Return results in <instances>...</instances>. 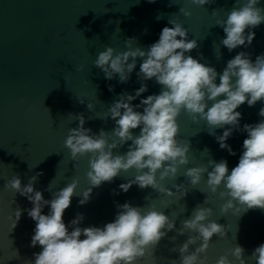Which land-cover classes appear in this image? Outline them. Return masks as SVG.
Masks as SVG:
<instances>
[{"label": "water", "instance_id": "water-1", "mask_svg": "<svg viewBox=\"0 0 264 264\" xmlns=\"http://www.w3.org/2000/svg\"><path fill=\"white\" fill-rule=\"evenodd\" d=\"M234 6H238L235 0H214L203 6L192 0H154L151 3L149 0H0V264H31L33 253L42 247L30 245L35 221L27 212H22L12 227L16 209L32 206L25 196L5 187L13 175L19 176L22 184L35 176L34 186L42 191L45 199H51L56 191L77 181L70 206L63 213L66 224L83 213L82 227L103 226L114 219L120 210L117 205L125 201L145 210L155 206L164 211L175 220V228L157 244L149 245L146 255L138 258L136 264H179V246L188 236H195L192 230L181 234L179 229L196 207H211L209 219H215L226 229L225 235L213 234L208 248L200 254L206 257L207 264H215L221 255L235 260L231 249L237 243L245 250L247 264H256L251 253L264 242V208L254 206L239 215L231 209L222 212L221 205L227 199L219 195L223 185L213 193L206 183L207 172L196 185L184 175L186 168L205 166L210 159L225 158L230 171L238 163L246 132L234 131L229 137L228 143L236 153L230 155L219 147L204 120L195 122L188 113L180 112L177 138L190 145L189 163L178 167L175 178L166 177L160 183L169 188L183 183L187 193L181 198L175 188H172L173 195L151 186L142 189L136 184L127 192L119 190V184L136 174L134 168L122 171L111 182L92 186L87 176L90 154L74 160L64 144L68 129L79 123L76 114H83L84 126L93 133L98 134L102 129L110 133L114 121L106 116L108 107L119 99L120 93L132 92L141 84L137 76L140 57L127 82H119L118 76L106 79L93 62L107 46L123 50L127 47L125 40L132 37L133 47L146 49L159 38L166 24L171 26L169 20L173 18L188 28V39L197 40V47L188 54L215 66L218 73L238 51L250 53L253 60L264 53V22L253 29L256 35L247 48L241 45L229 51L220 43L225 33L216 21L225 18ZM258 6L264 8V0H260ZM181 7L191 15L185 16L179 11ZM144 82L148 90L142 96L161 90L154 78ZM109 85L114 86L113 90H109ZM88 103L93 108L89 109ZM132 103L138 104L139 98ZM262 106V101L254 106H248L247 102L239 106L241 128L244 123L264 119L259 115ZM132 131L139 134V128ZM215 131L219 134L222 129ZM130 143L127 141L113 149V153H125ZM88 187H92L90 198L81 205L78 203L80 193ZM48 207L46 205L42 211L47 213ZM200 242L197 240L190 245V250Z\"/></svg>", "mask_w": 264, "mask_h": 264}, {"label": "clouds", "instance_id": "clouds-1", "mask_svg": "<svg viewBox=\"0 0 264 264\" xmlns=\"http://www.w3.org/2000/svg\"><path fill=\"white\" fill-rule=\"evenodd\" d=\"M213 2L192 0L200 6ZM235 3L238 6L227 12L225 18L216 21L225 33L220 43L229 51L241 45L245 48L250 46L256 35L253 29L264 22V8L258 6L260 0H235ZM179 11L185 16L191 15L185 8L181 7ZM169 24L171 26L166 24L159 38L146 49L133 47L134 38L130 37L125 40V49L117 51L107 46L98 53L93 62L95 66L104 72L106 79L118 76L119 82L130 79L137 57L142 58L137 72L141 84L132 92L120 93L119 99L108 107L106 116L114 121L110 133L103 129L98 134L93 133L91 128L84 126L83 114H76L79 123L68 129L65 146L74 160L90 154L87 176L92 186L111 182L122 171L134 168L136 174L119 184V190L127 192L136 184L142 189L151 186L159 192L173 195L172 188H175L181 198L187 193L183 183L169 188L160 181L166 177L175 178L178 167L189 163L190 145L177 138V116L183 110L195 122L204 120L219 147L230 155L236 153L228 143L229 137L234 131L247 133L238 163L230 171L225 158L219 161L210 159L205 166L186 168L184 175L190 183L198 184L203 173L207 172L206 183L213 193L223 185L219 195L227 199L221 205L222 212L231 209L239 215L242 210L247 211L254 206L264 208V119L244 123L241 128L242 113L238 110L245 102L248 106H254L257 101L264 102V53L256 55L253 60L250 53L238 51L218 73L215 66L188 54L197 47L196 39H188V28L178 19L171 18ZM152 78L161 85V90L142 96L148 90L144 81ZM108 87L110 91L114 88L113 85ZM137 98L139 103L133 104ZM87 107L91 109L93 105L88 103ZM259 115L264 117V106L260 108ZM136 128H139L138 135L132 131ZM216 128L222 132L217 134ZM127 141L131 143L125 153H113V149ZM35 179V176L30 177L28 183L22 184L21 178L13 175L5 184V187L25 196L32 205L26 209L17 208L12 220V227H15L22 212H27L35 221L30 245L42 247L33 253L31 264H136L138 258L146 255L149 245L157 244L176 226L174 219L155 206L145 210L129 201L118 204L120 210L114 219L103 226L82 227L83 213H78L66 224L63 213L70 206L77 181L73 180L56 191L51 199H45L42 191L35 188ZM91 192L92 187L85 188L78 203H87ZM207 200L206 196L205 202ZM46 205L49 206L48 212L44 213L42 210ZM212 211L211 207H196L192 215L183 220L179 232L192 230L195 236H188L179 246V264H207L206 257L200 254L208 248L213 234H226L224 225L209 219ZM197 240L201 241L200 244L190 250V245ZM244 251L243 246L237 243L231 249L235 260L221 255L215 264H236V261L247 264ZM251 256L255 257L256 264H264V242L253 249Z\"/></svg>", "mask_w": 264, "mask_h": 264}]
</instances>
